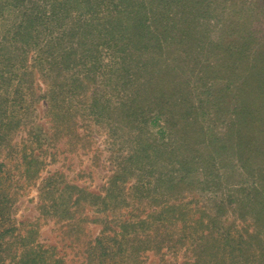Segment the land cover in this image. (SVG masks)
I'll return each instance as SVG.
<instances>
[{
  "label": "rangeland",
  "instance_id": "374dc122",
  "mask_svg": "<svg viewBox=\"0 0 264 264\" xmlns=\"http://www.w3.org/2000/svg\"><path fill=\"white\" fill-rule=\"evenodd\" d=\"M37 10H43L41 0ZM80 12L82 23L89 16ZM262 23L264 30V17ZM53 27L63 36L64 25ZM37 28V42L11 39L23 31V4L15 7L13 0H0V230H14L6 240L19 247L26 236L27 242L55 245L65 264H80L97 238L114 251L111 237L119 228L147 218L151 228L128 231L123 257L109 264L208 261L211 252L199 253L202 230L196 221L244 179L237 168L223 162L218 174L224 184L216 196L206 190L201 169L185 177L176 171L172 175L178 164L169 152L180 149L173 140L164 146L169 142L165 122L151 126L155 116H141L148 108L141 104L129 122L124 118L123 106L131 98L139 102L134 68L124 66L100 45L103 41L91 38L81 45L79 38L66 35L48 42L46 30ZM65 53L70 58L64 63ZM204 112L198 120L204 144L189 147L180 139L184 155L192 156L197 168L199 155L208 156L204 146L212 142L219 147V135L225 132L218 114ZM168 207V215L163 214ZM176 209L179 217L170 222ZM226 217L235 236L241 231L244 237L256 234L247 218L233 224L232 213ZM257 252L251 253L253 258Z\"/></svg>",
  "mask_w": 264,
  "mask_h": 264
},
{
  "label": "trees",
  "instance_id": "16d2710c",
  "mask_svg": "<svg viewBox=\"0 0 264 264\" xmlns=\"http://www.w3.org/2000/svg\"><path fill=\"white\" fill-rule=\"evenodd\" d=\"M39 1L13 0L15 7L23 4V31L11 39L37 42L41 34L37 26L41 25L49 35L48 42L66 35L79 38L81 45L89 44L91 38L103 41L100 45L135 70L140 97L139 102L131 98L130 105L123 106L126 122L136 104L148 105L141 116L154 115L151 126L163 120L169 138L164 146L173 140L180 149L169 152L178 164L172 175L176 171L185 177L201 169L206 190L215 196L224 184L218 174L223 162L231 163L244 178L196 221L202 230L199 253L211 252L208 261L196 264H264V238L259 237L264 236V0H41L43 10L38 11ZM81 9L89 16L82 23ZM74 12L77 18H73ZM53 25H64L63 36ZM69 58L65 53L63 62ZM209 109L223 122L222 143L219 147L212 142L205 145L208 156L199 155L200 168L192 167V156L184 155L185 144L180 139L189 147L204 144L205 133L198 120ZM66 188L75 189L72 185ZM169 210L163 214L168 215ZM229 213L233 224L247 218L256 234L244 237L241 231L235 236L226 217ZM178 217L176 209L170 222ZM148 222L144 218L123 224L111 237L114 251L97 238L90 253L82 254L85 258L80 264L120 260L129 242L128 231L147 228ZM13 231L0 230V264H65L66 257L55 253V245L27 242L26 236L21 240L23 246L7 241ZM156 236L162 239L160 233ZM149 239L148 235L147 244ZM256 251L253 258L251 253Z\"/></svg>",
  "mask_w": 264,
  "mask_h": 264
}]
</instances>
